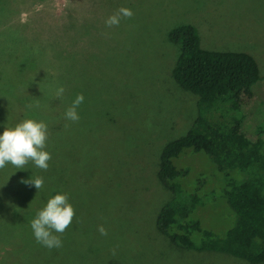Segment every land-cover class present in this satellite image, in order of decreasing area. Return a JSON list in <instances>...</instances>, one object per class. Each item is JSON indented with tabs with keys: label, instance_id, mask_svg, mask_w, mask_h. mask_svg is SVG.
Listing matches in <instances>:
<instances>
[{
	"label": "rangeland",
	"instance_id": "rangeland-1",
	"mask_svg": "<svg viewBox=\"0 0 264 264\" xmlns=\"http://www.w3.org/2000/svg\"><path fill=\"white\" fill-rule=\"evenodd\" d=\"M121 6L134 15L108 27ZM180 24L194 27L204 49L254 58L259 78L242 124L257 127L264 141V0H0V134L27 118L43 121L52 156L47 171L31 161L25 169L10 163L0 169V218L12 220L0 227V264H250L178 247L154 225L173 197L155 176L161 147L183 135L198 113L196 95L171 75L178 46L167 33ZM58 40L64 60L56 57ZM61 76L63 82L55 78ZM60 86L65 92L57 97ZM81 93L79 121L65 119ZM190 152L173 160L185 170L181 191L196 192L201 205L193 217L221 234L233 223L221 205L222 178L207 156ZM36 177L44 179L40 190L22 183ZM58 192L68 195L76 215L63 234L54 233L63 246L48 249L21 232L22 205H39L37 212ZM6 229L28 246L10 244Z\"/></svg>",
	"mask_w": 264,
	"mask_h": 264
},
{
	"label": "trees",
	"instance_id": "trees-1",
	"mask_svg": "<svg viewBox=\"0 0 264 264\" xmlns=\"http://www.w3.org/2000/svg\"><path fill=\"white\" fill-rule=\"evenodd\" d=\"M167 37L178 46L171 75L182 89L196 95L198 113L183 135L165 142L161 147L155 176L158 182L172 191L173 197L158 209L155 228L172 244L186 250L222 252L250 264L262 263L264 141L263 136L257 134L260 132L257 127L242 124L246 118V104L251 98L250 88L259 78L256 61L245 52L200 47L196 31L190 24L171 28ZM55 43L58 44L54 47L56 57L64 60L67 51L65 48L60 51L64 44L59 40ZM60 68L57 66L55 69L57 76ZM55 78L63 82L65 76ZM186 149L196 156L198 153L207 156L218 178H222L221 198L224 203L221 202V205L229 209L233 223L221 234L201 227L198 219L193 217V210L201 205L196 192L181 191L179 179L184 176L185 170L177 169L173 160ZM199 187L200 180L196 190ZM17 192L20 193L19 190ZM8 203H11L10 200ZM22 206L21 214L27 221L22 222L21 232L27 233L30 239L34 234L28 224L44 206L37 212L39 205L35 208ZM2 210L0 208V216ZM11 221L0 218V227L5 225L8 229ZM7 229L2 235L11 239L10 244L21 240L28 246L23 237L9 236ZM4 240L0 236V243ZM6 241L8 243V239Z\"/></svg>",
	"mask_w": 264,
	"mask_h": 264
},
{
	"label": "clouds",
	"instance_id": "clouds-1",
	"mask_svg": "<svg viewBox=\"0 0 264 264\" xmlns=\"http://www.w3.org/2000/svg\"><path fill=\"white\" fill-rule=\"evenodd\" d=\"M133 15L130 8L121 6L115 14L106 19L105 23L108 27L118 26L122 18L130 19ZM64 92V87L60 86L56 90V96L62 97ZM83 102V94H77L71 106L65 111V119L78 122L80 116L77 109ZM27 107L33 106L29 104ZM47 139V124L43 121L27 118L14 127H5L0 134V169L9 163L16 169H25V165L31 161L37 168L47 171L48 162L52 159L51 153L45 150ZM22 183L34 186L37 190L44 187L43 177L30 178L23 180ZM75 215L68 195L58 192L48 199L46 205L31 221L35 240L48 249L62 247V239L54 233L63 234L71 227ZM98 231L101 235H107V230L102 225Z\"/></svg>",
	"mask_w": 264,
	"mask_h": 264
}]
</instances>
